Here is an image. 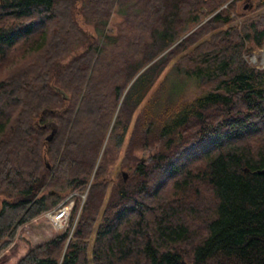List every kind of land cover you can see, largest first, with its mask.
I'll return each mask as SVG.
<instances>
[{
	"label": "trees",
	"instance_id": "1",
	"mask_svg": "<svg viewBox=\"0 0 264 264\" xmlns=\"http://www.w3.org/2000/svg\"><path fill=\"white\" fill-rule=\"evenodd\" d=\"M239 1L0 0L3 264H264V0ZM170 64L201 92L150 93Z\"/></svg>",
	"mask_w": 264,
	"mask_h": 264
},
{
	"label": "rangeland",
	"instance_id": "2",
	"mask_svg": "<svg viewBox=\"0 0 264 264\" xmlns=\"http://www.w3.org/2000/svg\"><path fill=\"white\" fill-rule=\"evenodd\" d=\"M250 1L251 0H240L239 1L240 10L242 12H246V14H250L253 11V9H252L253 3H251L249 5ZM121 19H122V15L116 11L114 16L109 20L108 26L110 27V29L113 32L116 31L118 23L121 21ZM240 19H242V18H240ZM82 25L84 26V28H86L92 32H96V33L99 32V30L97 28H95L94 25L85 23L83 20H82ZM197 26H198V24L192 25L190 27V30L187 33L194 30ZM246 57H247L248 62L251 63L252 65H255L257 67H263L264 66V44L262 46H257L252 51H250L249 53H246ZM171 69H172V64H170L169 67L167 68V70L163 72V74L158 79V81L156 82V84L154 85V87L152 88L150 93L154 89H156V87L159 84H161V82L164 81L165 79H167L171 82L175 81L179 88H183L184 92L186 94H190L191 96L197 95L201 92L195 78L189 76L188 74L184 73L183 71H181L177 68H174L172 70ZM150 153H151L150 148H147V149L145 148V149H141L138 151V154L140 156H142V159L145 157H149ZM117 165H118V162L113 164L110 168L112 176H115V174H116L117 167H118ZM123 171L127 172L128 178L133 173V171H127V170H123ZM123 171H122V173H123ZM76 193L81 195V204L79 205V208L77 210L76 217H75V219H77V217L80 213L82 204L86 198L87 190L84 193H82V192L81 193L80 192H70V193L64 195L58 202V204L59 203L60 204L61 203L71 204L72 208L70 209V214L68 216V218H69L68 220H70L71 215H72V211H73L74 206H75L74 194H76ZM68 223H69V221H68ZM23 226L26 228V230H27L28 234L30 235L32 241L34 243H40V242H43V241L50 239L57 232L64 230L68 226V224L65 227H63L62 229H56L55 226L53 225V223L47 217H45L43 215V212H42L40 215H37L34 218H32L31 220H29L28 222L24 223ZM73 226H74V224H73ZM73 226H72V228H73ZM7 249L8 248H5V249H2L0 251V264H3L7 260V257L2 255L6 252Z\"/></svg>",
	"mask_w": 264,
	"mask_h": 264
},
{
	"label": "built area",
	"instance_id": "3",
	"mask_svg": "<svg viewBox=\"0 0 264 264\" xmlns=\"http://www.w3.org/2000/svg\"><path fill=\"white\" fill-rule=\"evenodd\" d=\"M71 208V204L59 203L58 205L45 210L43 215L53 223L56 229H62L68 224V216Z\"/></svg>",
	"mask_w": 264,
	"mask_h": 264
},
{
	"label": "water",
	"instance_id": "4",
	"mask_svg": "<svg viewBox=\"0 0 264 264\" xmlns=\"http://www.w3.org/2000/svg\"><path fill=\"white\" fill-rule=\"evenodd\" d=\"M252 5H253V4H252ZM252 5H251V6H252ZM55 132H56V129L53 128V129L50 131V133L47 135V139H52L53 136H54V134H55ZM256 172H257V173H260V174H264V166L261 167V168L256 169ZM123 175H124V179L126 180V179L128 178V174H127V172H126V171H123ZM187 264H194V263H187Z\"/></svg>",
	"mask_w": 264,
	"mask_h": 264
}]
</instances>
